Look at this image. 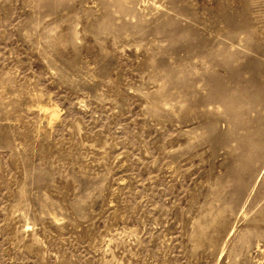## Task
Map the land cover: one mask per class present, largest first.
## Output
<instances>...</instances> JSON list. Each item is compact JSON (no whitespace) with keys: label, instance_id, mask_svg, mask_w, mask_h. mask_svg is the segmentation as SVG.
Instances as JSON below:
<instances>
[{"label":"rangeland","instance_id":"374dc122","mask_svg":"<svg viewBox=\"0 0 264 264\" xmlns=\"http://www.w3.org/2000/svg\"><path fill=\"white\" fill-rule=\"evenodd\" d=\"M262 91L264 0H0V264H264Z\"/></svg>","mask_w":264,"mask_h":264},{"label":"bare ground","instance_id":"6f19581e","mask_svg":"<svg viewBox=\"0 0 264 264\" xmlns=\"http://www.w3.org/2000/svg\"><path fill=\"white\" fill-rule=\"evenodd\" d=\"M254 75H255V74H254ZM254 75H253V76H254ZM255 76H256V75H255ZM233 77H234V76H233ZM252 78H253V77H252ZM254 78H255V77H254ZM237 81H238V83H241L238 79H237ZM249 81H250V80H249ZM213 82H214V83H217V82H220V80H219L218 78H214V79H213ZM250 83H252V82H250ZM250 83H248V84H250ZM218 84H219V83H218ZM241 84H242V83H241ZM243 84H245V83H243ZM243 84H242V85H243ZM246 84H247V83H246ZM246 84H245V85H246ZM254 84H255V83H254ZM256 84H257V83H256ZM239 86H240V85H239ZM251 86H252V85H251ZM251 86H250V87H251ZM241 87H242V86H241ZM256 87H257V85H256ZM243 89H245V88L243 87ZM251 89H253V88H251ZM262 90H263V88H262ZM238 91H240V90H237V92H238ZM245 91H247V90H245ZM259 91H261V90H259ZM248 92H249V91H248ZM263 92H264V91H262V94H263ZM238 93H239V92H238ZM240 93H241V92H240ZM240 93H239V94H240ZM259 94L261 95V93H259ZM260 95H259V96H260ZM232 96H233V95H232ZM215 97H217V96L214 95L213 98H215ZM255 98H256V97H255ZM259 98H260V97H259ZM227 99H228V98H227ZM241 99H242V98H241ZM260 99H261V98H260ZM263 99H264V98H263ZM225 100H226V99H225ZM242 100H243V99H242ZM242 100H241V101H242ZM254 100H258V99H254ZM230 101H232V100L230 99ZM234 101L236 102V100H234ZM237 101H238V100H237ZM228 102H229V99H228ZM228 102H227V104H228ZM232 102H233V101H232ZM259 102H260V100H259ZM237 103H238V102H237ZM229 104H230V103H229Z\"/></svg>","mask_w":264,"mask_h":264}]
</instances>
